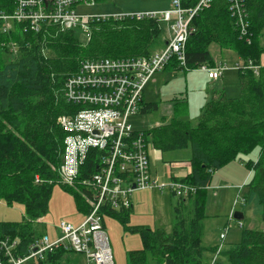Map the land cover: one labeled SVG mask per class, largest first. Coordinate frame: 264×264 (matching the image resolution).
<instances>
[{
    "label": "trees",
    "instance_id": "obj_1",
    "mask_svg": "<svg viewBox=\"0 0 264 264\" xmlns=\"http://www.w3.org/2000/svg\"><path fill=\"white\" fill-rule=\"evenodd\" d=\"M200 1L182 0V6L195 9ZM241 3L249 22L246 38L241 37L237 20L231 14V0H211L209 7L200 10L191 21L185 58L189 71L176 60L164 71L188 73L202 66L213 68L210 48L216 44L221 50L235 52L242 64L251 61L260 66L259 75L239 70L241 92L236 98H229L224 89L214 90L200 111L197 126L181 118L187 115V107L175 99V117L170 123L146 131L153 148L161 153L191 149L192 171L182 181L195 186L198 193L179 200L170 233L131 225L133 208L107 213V217L118 219L125 231L142 239L141 250L127 253L129 264H210L209 250L202 245L206 189L215 172L256 149L258 160L248 163L254 178L245 185L248 192L243 199L264 223V0ZM16 8L15 0H0V13L12 15ZM25 30V25L15 23L5 34L0 22V205L5 202L25 208L21 222H0V240L18 241L17 257L26 256L32 242L45 235L37 230V221L50 209L64 153L66 132L58 119L75 111L74 105L65 100L67 80L79 71L82 62L145 58L168 42L163 39L159 20L136 16L91 23V38L86 44L78 39L79 31H64L55 24L44 26L38 33ZM13 44L16 53L12 51ZM5 56L13 58L12 62L4 64ZM158 110L157 103L146 104L142 114ZM60 186L74 197L78 210L86 216L90 206L81 194ZM75 254L58 249L42 261L27 264H62L65 257L69 260ZM0 261H5L1 251ZM216 264H264V230L244 231L241 242L225 247Z\"/></svg>",
    "mask_w": 264,
    "mask_h": 264
},
{
    "label": "built area",
    "instance_id": "obj_2",
    "mask_svg": "<svg viewBox=\"0 0 264 264\" xmlns=\"http://www.w3.org/2000/svg\"><path fill=\"white\" fill-rule=\"evenodd\" d=\"M15 1L17 8L12 15L0 13L5 34L10 33L15 23H22L26 30L37 33L44 26L55 24L64 31H79L89 41L91 23L129 16L78 13V6L95 7L99 0H55L49 6L44 0ZM210 3L211 0H201L195 9H185L182 0H172L170 9L166 11L130 15L168 24L171 36L166 46L145 58L82 62L79 71L70 76L65 84V100L74 105L75 111L58 119L66 135L57 184L81 194L90 206L89 213L78 227L65 222L59 224L61 237L57 239H51L48 234L35 239L26 256L17 257L15 254L18 241L0 240V251L5 258L0 264L42 261L48 253L58 249L84 255L86 264H115L104 227L108 212L133 208L132 197L137 191H168L178 200H187L198 193L195 186L183 182V179L172 177L166 184L152 175L150 150L153 145L146 131L133 128L131 119L141 114L145 88L157 73L164 71L173 60L189 71L185 58L192 32L191 21ZM230 11L237 20L241 37L246 38L249 22L241 0H231ZM12 51H17L15 44ZM229 69L228 65L217 62L213 68H199L212 82L221 79ZM233 69L251 70L258 76L260 66L249 61L248 65L236 64ZM235 214L233 210L229 221H237V226L244 229L242 221L235 219ZM230 229L229 224L221 233L220 244L210 264H216L225 249Z\"/></svg>",
    "mask_w": 264,
    "mask_h": 264
},
{
    "label": "rangeland",
    "instance_id": "obj_3",
    "mask_svg": "<svg viewBox=\"0 0 264 264\" xmlns=\"http://www.w3.org/2000/svg\"><path fill=\"white\" fill-rule=\"evenodd\" d=\"M169 1L172 2V0ZM166 2H168V0H106L99 1L95 7L80 5L76 9L79 14L103 15L108 13L107 11H110L108 14H111L114 12L127 11L129 9L133 11L151 9L154 7L158 8L161 7L160 5ZM162 27L164 30L163 39L167 40L171 36L168 24L163 23ZM77 37L81 43L86 44L88 42L86 35L82 34L81 32L77 33ZM211 46L214 47L217 45L213 44ZM2 58H4V64L10 63L13 60V58L6 56ZM229 75L230 76H227L224 80V84H222L221 80L219 79V86H223L227 89L229 98H235L239 95V93H237L239 81L234 80V75L235 77H238V74L237 72H230ZM195 76L197 75L189 73L186 78L183 75L172 74L167 71L156 74L146 86L144 98L145 102L147 103H157L159 105V110L144 115L140 114L136 117L133 116L131 119L133 128L136 131L143 132L147 130L150 131L151 129L158 126L161 127L163 123H170V121L173 119L174 104L176 102L175 99H180L181 97L187 95V93L189 96L191 95V100L203 97V93L206 94V92H203V88L201 87H203V83L205 86V81L207 82V76L200 74V78L198 79L203 80L201 81L202 84L200 85L195 84L199 82L198 79H195ZM211 85L212 83L210 81L206 84V87ZM204 104L205 103H203V105ZM200 107L201 106L199 105L188 106L187 109L191 115L190 116L188 114V118H190L191 121H193L195 118L199 119ZM163 118H165L166 121H164ZM189 152L190 150H184L177 151L172 154L170 153L171 155L164 154L163 159L165 161L173 160V158L186 159L188 158L186 156ZM258 154L259 150L256 149V151H253L250 155L241 156L237 161L217 171V173H215L216 175L214 174V178L212 179L210 187L206 189L207 204L205 205V213L206 219L207 216L209 218L205 222L204 245L208 243L207 238H219L220 234L229 224L231 225L230 227L232 229V231L230 230L231 235L229 238H232L236 235L234 239L236 238L238 241H233L235 243L241 242L242 234L246 230H264L263 221L262 219L260 220L257 214H255L254 208L252 206L245 205V200H242L243 196H245V193L248 192L244 186L250 183L254 178V173L249 169L248 163L252 161L255 162L257 158L256 156ZM156 156L157 151L155 149H151L150 168L154 177H157L158 175L162 177L160 172H156V169H159L158 164H161L160 161H157ZM155 159L157 162L154 163ZM162 164L164 165L163 162ZM240 175L243 177L245 176L243 181L240 183V187L244 185L242 187L244 191L234 185L236 196L234 195L232 198L233 201H237V203L235 205L233 204V207L232 204H229L228 197L232 193L230 191H233V184H238L237 177ZM162 183L169 184V181H162ZM178 202L179 200L168 191L161 192L159 190H155L150 192H136L132 197L133 213L131 215V225H148L152 229H164V231L166 230L170 233L173 230V220L175 219L174 208L178 205ZM229 205L230 208H233L235 213H240L243 211L245 215V219L242 221L244 229L237 227V221L231 220V223H229V219H231L230 216L228 217L229 210H227V208ZM24 212L25 208L21 204L8 205L3 202L0 205V222H21L24 217ZM84 220L85 215L78 210L74 197L69 192H66L60 185H55L52 193L50 209L48 214L43 218L42 224H40L41 220L37 221L39 223L37 230L40 234H48L51 239H57L61 237V233L58 228L60 226L59 224L65 222L67 224L73 225L74 227H78L84 223ZM105 233L109 239L110 249L114 258L113 263L115 264H129L127 263V253L130 251H136L138 249L141 250L143 248V242L140 236L130 234L129 232L125 231L122 224L119 223V220L116 218L107 217L105 219ZM228 235L229 232L227 236ZM231 242L232 240L230 239V243ZM225 244H227V241H225ZM217 246H215V248L212 250L214 253L211 251L212 248L209 250V263H211L213 260ZM70 259L73 261H69ZM70 259L68 260L65 257V262L62 264H76L74 260H77V264L87 263L85 261L84 255L75 254L74 257Z\"/></svg>",
    "mask_w": 264,
    "mask_h": 264
},
{
    "label": "crops",
    "instance_id": "obj_4",
    "mask_svg": "<svg viewBox=\"0 0 264 264\" xmlns=\"http://www.w3.org/2000/svg\"><path fill=\"white\" fill-rule=\"evenodd\" d=\"M171 3L172 2H170L169 0H168V2H166V3H164V4H162V5H160L161 7H158V8H151V9H144V10H127V11H122V12H114V13H111L110 15H117V14H127V15H134V14H138V13H150V12H162V11H166V10H168V9H170V5H171ZM108 13L110 12V11H107ZM108 13H106V14H108ZM160 23L161 24H163L164 22H162V21H160ZM166 24V23H165ZM168 40V39H167ZM211 55H213V57L212 58H214V61H215V63L217 62V63H224V64H228L229 65V67H230V69L229 70H226V72L223 74V76H222V78L220 79L221 80V82H222V84H224L225 83V79H226V77L228 76H230L229 75V73L230 72H237V74H238V77H235V75H234V80L236 81V80H238L239 81V76H240V73H239V71H237V70H235V69H233V66L234 65H236V64H242V60L237 56V54L235 53V52H233V51H229V50H221L219 47H217V46H214V47H212L211 46ZM261 66H263L264 67V55L262 56V58H261ZM162 72H164V71H162ZM167 72H169V71H167ZM159 73H161V72H159ZM170 73H172V74H179V75H183L184 77H186L187 78V75L189 74V73H192V74H196L197 76H195L196 78L195 79H198V78H200V74L201 75H205V76H207V82L205 81V86H204V83H203V87H201V88H203V92H206V94L205 93H203V97H200V98H197V99H192L191 100V95L189 96V94L187 93V95H185L184 97H181L180 99H178V100H180V101H183L184 102V104H186V107L188 108V106H190V105H199V106H201L200 107V111H202V108L211 100V97H212V95H211V93L215 90H225L226 91V93L228 94V92H227V89L226 88H224L223 86H219V80H218V82L216 81H213L212 82V80H210L209 79V77H208V74L207 73H205V72H202V71H198V70H196V71H191V72H188V73H183V72H170ZM158 74V73H157ZM199 80V79H198ZM211 81V83H212V85L211 86H209V87H206V84L207 83H209L210 81ZM201 81H203V80H199V82H197V83H195V84H197V85H200V84H202V82ZM214 83V84H213ZM239 84V88H240V82L238 83ZM200 88V89H201ZM205 88H206V90H205ZM239 88H238V90H237V93H239V95H240V92H241V89L239 90ZM144 93H145V91H144ZM235 94H236V92H235ZM238 95V96H239ZM199 96H200V94H199ZM236 98V97H235ZM143 102H144V104L143 105H148V104H151V103H147V102H145V98H144V94H143ZM203 103H205L204 105H203ZM175 105V104H174ZM191 111V110H190ZM199 111V114H200V116H201V112ZM174 112H175V106H174ZM186 113H187V115H184L183 117H182V119H189L190 120V118H188V114L190 115V113L188 112V109H186ZM141 115H144V114H142V112H141ZM191 116V115H190ZM174 117H175V113H174ZM173 117V118H174ZM200 118V117H199ZM163 120L164 121H166V119L165 118H163ZM191 121V120H190ZM192 122V126H197L198 125V123H199V119H197V118H195V119H193V121H191ZM164 124V123H163ZM166 124H168V123H166ZM152 130V129H151ZM153 150H154V148H153ZM187 150H190V152H191V149H187ZM157 151V156H156V159H157V161H160L161 162V164H162V162L164 163V165L162 164H158V166H159V169H156V172L158 173V172H160V174L162 175V177L161 176H159L160 178V181L162 182V181H165V182H168V181H170V179L172 178V177H177V178H179V179H184V178H187L190 174H191V171H192V166H191V162H190V160H191V155H192V153H188V155L186 156V157H188V158H186V159H174L173 158V160H170V161H165L163 158H164V154H170V153H161V151H159V150H156ZM172 153H175V152H171V154ZM170 154V155H171ZM257 158H256V161H257V159H258V155L256 156ZM156 159L154 160V163L155 162H157L156 161ZM215 173H217V172H215ZM214 173V174H215ZM216 175V174H215ZM226 175H227V173H226ZM238 176V175H237ZM245 177V176H244ZM242 175H240L239 177H237V181H238V184H233V191H234V185H236L237 186V188H239V189H241L242 191H244V189L242 188L243 186H241L240 187V183L243 181V178H244ZM213 178H214V175H213ZM227 178V177H226ZM224 179V178H223ZM240 179H241V181H240ZM211 185V184H210ZM210 187V186H209ZM208 187V188H209ZM245 187V186H244ZM207 188V189H208ZM230 191V192H232L231 194H230V196L228 197L229 198V204L231 205H233V204H235L236 203V201L234 202L233 201V196L235 195L236 196V192L234 191ZM137 192H139V191H137ZM236 198V197H235ZM232 202H234V203H232ZM230 205H229V207L227 208V210H229L228 211V217L231 215L230 213H232V210H233V208L231 207L230 208ZM233 207H234V205H233ZM253 207V206H252ZM209 208V207H208ZM208 208H207V210H208ZM255 212V211H254ZM240 213H242L243 214V220H239V221H244V219H245V215H244V213H243V211L242 212H240ZM230 214V215H229ZM256 214V213H255ZM236 215V214H235ZM259 216V215H258ZM209 217L207 216V219H208ZM259 218H260V220L262 219L260 216H259ZM206 219V220H207ZM43 220V219H42ZM41 220V221H42ZM206 220L204 221V232H205V222H206ZM229 223H231V222H229ZM146 226H148V225H146ZM231 226V225H230ZM263 226H264V223H263ZM238 227V226H237ZM231 231H232V229H230ZM166 231V230H165ZM221 235V234H220ZM230 231H229V235L227 236V239H226V241H227V244H225L224 246L226 247V248H228V247H232V245L233 246H235V245H237V244H239V243H235L236 241H238V240H236V238L234 239V237L236 236H233L232 238H229L230 237ZM204 233H203V237H202V245H203V247L204 248H206L207 250H210L211 248L212 249H214L215 248V246H219V242H220V236H219V238H207L208 239V243L206 244V245H204ZM230 239L232 240V242L230 243ZM233 241H235V242H233ZM209 259H210V257H209ZM85 261H86V259H85Z\"/></svg>",
    "mask_w": 264,
    "mask_h": 264
},
{
    "label": "water",
    "instance_id": "obj_5",
    "mask_svg": "<svg viewBox=\"0 0 264 264\" xmlns=\"http://www.w3.org/2000/svg\"><path fill=\"white\" fill-rule=\"evenodd\" d=\"M53 1H55V0H44L45 4L48 5V6ZM243 218L244 217H243V214L242 213H236V215H235V219L236 220H243Z\"/></svg>",
    "mask_w": 264,
    "mask_h": 264
}]
</instances>
